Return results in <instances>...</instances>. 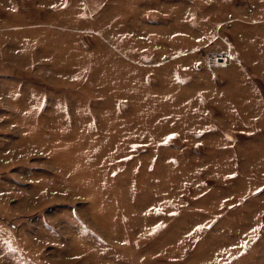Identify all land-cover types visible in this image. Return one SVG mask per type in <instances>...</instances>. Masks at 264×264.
Here are the masks:
<instances>
[{
  "label": "rangeland",
  "instance_id": "374dc122",
  "mask_svg": "<svg viewBox=\"0 0 264 264\" xmlns=\"http://www.w3.org/2000/svg\"><path fill=\"white\" fill-rule=\"evenodd\" d=\"M0 264H264V0H0Z\"/></svg>",
  "mask_w": 264,
  "mask_h": 264
},
{
  "label": "built area",
  "instance_id": "2783aa9c",
  "mask_svg": "<svg viewBox=\"0 0 264 264\" xmlns=\"http://www.w3.org/2000/svg\"><path fill=\"white\" fill-rule=\"evenodd\" d=\"M208 59L210 60V61H219V63L218 64H221V65H223L224 63H226V58H225V56H223V55H219V54H216V55H210V56H208Z\"/></svg>",
  "mask_w": 264,
  "mask_h": 264
},
{
  "label": "bare ground",
  "instance_id": "6f19581e",
  "mask_svg": "<svg viewBox=\"0 0 264 264\" xmlns=\"http://www.w3.org/2000/svg\"><path fill=\"white\" fill-rule=\"evenodd\" d=\"M216 62H218L219 63V61H216ZM221 65V64H220Z\"/></svg>",
  "mask_w": 264,
  "mask_h": 264
}]
</instances>
